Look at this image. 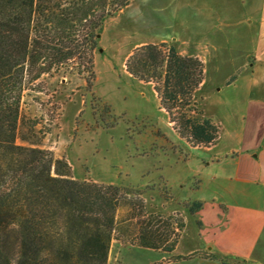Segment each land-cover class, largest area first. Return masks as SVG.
Masks as SVG:
<instances>
[{
    "label": "trees",
    "instance_id": "1",
    "mask_svg": "<svg viewBox=\"0 0 264 264\" xmlns=\"http://www.w3.org/2000/svg\"><path fill=\"white\" fill-rule=\"evenodd\" d=\"M131 2L0 0V264L108 263L122 198L136 193L77 179L68 160L18 144L17 137L24 92L44 74L80 62L93 86L94 55L104 22ZM126 69L153 85L182 138L193 146L217 143L221 127L206 116L198 96L206 79L199 57L182 54L166 42L147 43L130 53ZM238 76L233 74L227 83ZM185 207L195 215L203 204L193 201ZM153 218L139 222L134 245L173 253L178 237Z\"/></svg>",
    "mask_w": 264,
    "mask_h": 264
},
{
    "label": "rangeland",
    "instance_id": "2",
    "mask_svg": "<svg viewBox=\"0 0 264 264\" xmlns=\"http://www.w3.org/2000/svg\"><path fill=\"white\" fill-rule=\"evenodd\" d=\"M194 5L199 11L207 6L203 0H194ZM185 6L184 0H132L104 22L94 55L92 87L89 73L77 62L44 74L22 98L18 144L41 147L55 158L68 160L77 179L136 193H124L107 264H194L180 258L187 256L191 245H199L198 213L193 215L180 197L201 202L204 190L199 187L210 175L204 161L218 150L193 146L182 138L153 85L132 77L126 69L137 43L173 40L183 34L188 20L200 26L205 23L197 10L186 14ZM170 39L166 43L174 45ZM219 58L210 55L206 65L207 88L220 83L240 63L220 65ZM198 96L202 97L200 90ZM130 199L137 202L135 206L127 203ZM151 217L178 237L173 253L134 245L139 222Z\"/></svg>",
    "mask_w": 264,
    "mask_h": 264
},
{
    "label": "crops",
    "instance_id": "3",
    "mask_svg": "<svg viewBox=\"0 0 264 264\" xmlns=\"http://www.w3.org/2000/svg\"><path fill=\"white\" fill-rule=\"evenodd\" d=\"M184 1L185 13L197 10L205 23L188 20L183 36L158 43L170 39L205 67L213 54L220 57V65L240 62L220 83L207 88L205 79L200 87L204 112L220 125L221 133L216 144L207 146L218 152L204 161L210 175L199 187L204 190L196 215L199 245L190 244L187 259L194 264H223L222 259L227 264H264V0H203L207 6L200 11L194 0ZM180 198L188 202V197Z\"/></svg>",
    "mask_w": 264,
    "mask_h": 264
}]
</instances>
